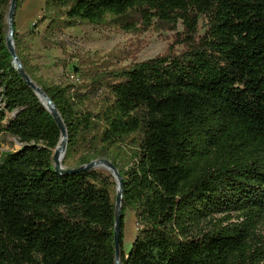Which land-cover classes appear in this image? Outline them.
Returning a JSON list of instances; mask_svg holds the SVG:
<instances>
[{"label": "trees", "instance_id": "16d2710c", "mask_svg": "<svg viewBox=\"0 0 264 264\" xmlns=\"http://www.w3.org/2000/svg\"><path fill=\"white\" fill-rule=\"evenodd\" d=\"M11 2L0 0V148L4 134L22 147L0 154V264H116V182L100 170L57 173L61 130L7 47ZM180 22L164 55L120 68L82 62L76 82L47 85L30 64L27 39L49 48L82 24L139 32ZM14 43L67 129L65 171L106 157L124 179L122 264L264 262L255 235L264 223V0H45L29 32L14 23ZM127 139L120 167L115 150ZM128 209L137 236L125 255Z\"/></svg>", "mask_w": 264, "mask_h": 264}, {"label": "rangeland", "instance_id": "374dc122", "mask_svg": "<svg viewBox=\"0 0 264 264\" xmlns=\"http://www.w3.org/2000/svg\"><path fill=\"white\" fill-rule=\"evenodd\" d=\"M44 6L45 0H18L14 18L18 34L24 35L30 31L32 26L42 18ZM45 28L46 25L38 28L40 36L43 35ZM182 31L181 22L177 26V31L171 30L168 25L154 24L151 29L139 32H124L111 25L102 27L82 24L58 32L53 41L60 46L46 48L42 38L27 39L31 48L30 64L37 67L36 76L47 85H59L67 81L76 82L77 77L73 76V66L79 71L77 67L81 66L82 62L90 65L92 62L100 64L110 60L115 68L141 63L164 55L173 43L175 33ZM180 50L181 48H178V51ZM64 65L67 66V71L63 67ZM100 95L99 92L98 96L88 104L91 110H95ZM8 117L11 118L13 115H8ZM130 141L131 139H127L116 146V161L120 167L126 164V160L129 159L128 157L132 152ZM21 147L22 145L17 138L8 134L1 137L0 154L2 152H16ZM98 159L108 158L101 157ZM98 170L110 175L105 169ZM233 222L235 221L233 220ZM123 234L122 251L128 255L137 236L136 215L130 209L125 211ZM255 235L257 238H264L263 222L257 226Z\"/></svg>", "mask_w": 264, "mask_h": 264}, {"label": "water", "instance_id": "95a60500", "mask_svg": "<svg viewBox=\"0 0 264 264\" xmlns=\"http://www.w3.org/2000/svg\"><path fill=\"white\" fill-rule=\"evenodd\" d=\"M18 0H12L9 11H8V36H7V47L13 57V64L19 70L23 79L28 83L29 86L33 88L36 95L40 98L41 102L44 104L46 109L52 114L57 125L61 130V140L57 149L54 152V161L56 165V171L60 174H72L79 172H87L91 170L105 169L109 172V174L114 178L116 182V221H115V247H116V264L121 263V250H120V239H121V227L123 220V194H124V179L119 172V169L108 159H98L90 162L87 165L79 167L78 169L65 171L63 166V160L65 157L66 149H67V129L62 121V118L54 105L51 99L47 96V94L43 91L41 87H39L25 72L21 61L16 53L15 43H14V18L17 7ZM77 69H75V72ZM49 105V106H48ZM63 156V159H62Z\"/></svg>", "mask_w": 264, "mask_h": 264}, {"label": "bare ground", "instance_id": "6f19581e", "mask_svg": "<svg viewBox=\"0 0 264 264\" xmlns=\"http://www.w3.org/2000/svg\"><path fill=\"white\" fill-rule=\"evenodd\" d=\"M49 106V105H48ZM62 159H63V156H62Z\"/></svg>", "mask_w": 264, "mask_h": 264}]
</instances>
